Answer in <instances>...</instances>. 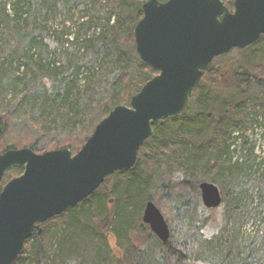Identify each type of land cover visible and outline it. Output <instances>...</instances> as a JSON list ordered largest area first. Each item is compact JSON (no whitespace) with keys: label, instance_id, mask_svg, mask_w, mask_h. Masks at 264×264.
<instances>
[{"label":"trees","instance_id":"obj_1","mask_svg":"<svg viewBox=\"0 0 264 264\" xmlns=\"http://www.w3.org/2000/svg\"><path fill=\"white\" fill-rule=\"evenodd\" d=\"M77 1L0 0V151L21 145L22 135L28 138L22 145L37 153L79 151L101 120L117 105H129L158 74L140 58L134 36L147 0H84L75 19ZM223 1L233 8L234 0ZM61 14L70 26L52 28L50 20ZM260 116L264 35L216 57L189 107L153 123L136 165L107 177L64 214L36 224L14 264H264V243L244 247L228 232L208 233L211 209L200 191L201 182L215 183L234 212L244 209V199L264 201V154L247 135ZM23 169L10 167L2 183ZM148 201L161 207L170 226L166 243L143 221Z\"/></svg>","mask_w":264,"mask_h":264},{"label":"water","instance_id":"obj_2","mask_svg":"<svg viewBox=\"0 0 264 264\" xmlns=\"http://www.w3.org/2000/svg\"><path fill=\"white\" fill-rule=\"evenodd\" d=\"M134 28L137 52L158 71L129 105H117L98 123L81 149L35 152L30 147L0 151V264H14L36 224L82 203L117 171L133 168L153 134V123L181 115L190 105L210 63L234 49H244L264 35V0H147ZM3 127L0 124V138ZM25 171L3 184L6 171ZM204 207L223 202L220 187L200 183ZM143 221L159 239L170 240V226L154 201Z\"/></svg>","mask_w":264,"mask_h":264},{"label":"rangeland","instance_id":"obj_3","mask_svg":"<svg viewBox=\"0 0 264 264\" xmlns=\"http://www.w3.org/2000/svg\"><path fill=\"white\" fill-rule=\"evenodd\" d=\"M83 1L84 0H78L76 2L77 4H75L73 7L72 12L75 14V19H78L82 15V9L84 7ZM63 16L64 15L61 14L57 17H53L50 20L49 25L52 28H57V30H61L65 26H70V21H67V25L62 24L64 21ZM61 62L62 61L60 60L59 63ZM1 115L2 113L0 111V116ZM6 135L11 140L15 139V132L12 131V128H9L6 131ZM247 135L250 141L256 144V153L260 155L264 154V119L261 118V116L254 121V124L252 128L247 132ZM24 137V135L21 136V139H23L20 143L21 145H18V147L16 148H21L23 146L25 147L26 144H22L27 142L28 138L25 139ZM74 152L77 151L74 150ZM239 156L240 152L238 151L235 155V159H237ZM255 191L256 190L253 185L250 184L249 197L255 196ZM222 195V204L219 207L211 209L207 212V222L205 229L208 231V233L220 234L221 232H228L230 235L237 236L238 241L242 243L244 247H246L247 245H251V243H255V245L264 243V201L262 202L261 199L256 198L254 202L250 203L249 198L244 199L242 201L244 209L234 212L230 210V200L226 192H222ZM227 201L228 205H226ZM157 206L161 209L159 205ZM196 214L198 215V213ZM109 240L113 249L117 251L116 239L112 234L109 235Z\"/></svg>","mask_w":264,"mask_h":264},{"label":"flooded vegetation","instance_id":"obj_4","mask_svg":"<svg viewBox=\"0 0 264 264\" xmlns=\"http://www.w3.org/2000/svg\"><path fill=\"white\" fill-rule=\"evenodd\" d=\"M77 152H78V151H77ZM77 152H74V151H73L74 154H76ZM19 166H22V167L24 168V169H23V172H22L20 175H18V176H21V175L24 173V171H25V164H23V165H19ZM16 177H17V176H16Z\"/></svg>","mask_w":264,"mask_h":264}]
</instances>
